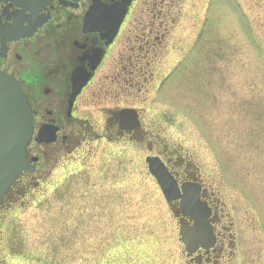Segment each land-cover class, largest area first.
<instances>
[{
    "label": "rangeland",
    "instance_id": "obj_1",
    "mask_svg": "<svg viewBox=\"0 0 264 264\" xmlns=\"http://www.w3.org/2000/svg\"><path fill=\"white\" fill-rule=\"evenodd\" d=\"M159 8L170 12L172 43L144 61L143 128L213 172L238 237L253 225L264 264V0ZM94 124L96 138L82 141L79 157L61 155L32 203L5 220L18 264H175L177 230L143 161L152 143L104 141L97 114Z\"/></svg>",
    "mask_w": 264,
    "mask_h": 264
},
{
    "label": "flooded vegetation",
    "instance_id": "obj_2",
    "mask_svg": "<svg viewBox=\"0 0 264 264\" xmlns=\"http://www.w3.org/2000/svg\"><path fill=\"white\" fill-rule=\"evenodd\" d=\"M125 1L0 0V72L13 77L23 87L33 110L35 128L47 126L55 130L54 144H32V151L39 157L51 149L77 152L83 140L91 142L96 138L93 137L95 114L102 127L98 139L135 144L145 138L143 112L136 107L140 102L141 62L162 53L163 47L172 43L168 41L170 12L158 8L166 0H127L126 14L109 43L104 40L103 24H93V20L98 16V21L111 7ZM89 16H92L90 20ZM92 65H95L93 70ZM76 69L85 70L90 78L69 104L70 79ZM122 109L137 111L140 122L137 129H119L118 111ZM162 140H156L148 150H155L154 156L163 161L178 187L186 183L196 186L199 202L209 213L206 222L213 238L210 248L199 247L191 255L180 248L175 264L259 261L246 223L245 237L239 238L234 219L226 220L229 210L212 174L204 173L196 157L186 154V158H180L171 146L164 147ZM35 178H41V172L36 169L34 174H23L18 183L31 184ZM168 207L177 223L192 225L189 218L181 216L179 201ZM12 245L11 241L9 246L14 251L20 246ZM4 250L0 248V264H4L1 257Z\"/></svg>",
    "mask_w": 264,
    "mask_h": 264
},
{
    "label": "water",
    "instance_id": "obj_3",
    "mask_svg": "<svg viewBox=\"0 0 264 264\" xmlns=\"http://www.w3.org/2000/svg\"><path fill=\"white\" fill-rule=\"evenodd\" d=\"M0 86L4 96L0 95V200L11 182L25 168V150L31 134L30 113L23 95L12 84L0 78ZM6 89L8 91L6 92ZM151 172L158 179L162 188L170 186L165 172L153 159H147ZM188 197V198H187ZM187 201L194 197L186 194ZM188 205V206H187ZM185 204L186 210L195 212L192 204ZM196 228L189 239L191 244L200 242L202 219L196 214Z\"/></svg>",
    "mask_w": 264,
    "mask_h": 264
}]
</instances>
